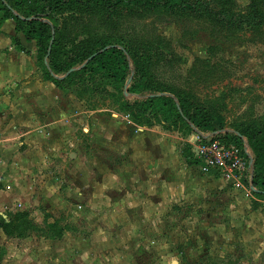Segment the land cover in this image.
<instances>
[{
    "label": "rangeland",
    "instance_id": "374dc122",
    "mask_svg": "<svg viewBox=\"0 0 264 264\" xmlns=\"http://www.w3.org/2000/svg\"><path fill=\"white\" fill-rule=\"evenodd\" d=\"M233 1L235 13L250 11L252 0ZM192 2L173 13L123 7L101 14L108 49L138 55L143 77L134 75V60L122 84L95 69L85 81L56 86L47 106L32 102L33 112L0 116L23 131L21 142L29 140L12 151L15 171L0 183V217L27 212L39 227L14 239L0 229L1 264H264V197L247 190V176L204 175L192 152L200 135L163 122L156 110L136 119L129 108L135 85L143 91L149 84L147 73L150 85L212 114L216 132L264 120V27L224 26ZM7 21L16 30L14 19L2 28ZM55 224L65 229L59 240L49 236Z\"/></svg>",
    "mask_w": 264,
    "mask_h": 264
},
{
    "label": "trees",
    "instance_id": "16d2710c",
    "mask_svg": "<svg viewBox=\"0 0 264 264\" xmlns=\"http://www.w3.org/2000/svg\"><path fill=\"white\" fill-rule=\"evenodd\" d=\"M189 1L191 0H0V34L3 21L14 19L18 26L13 43L21 46L18 37L20 34H23L28 42H36L38 60L46 68L48 79L58 88L63 82L75 77L85 81L87 76L96 72L95 69L100 70L103 75L116 78V82L122 84L129 77L133 60L136 64L134 75L143 77V70L137 65L138 55L133 56L129 50L115 46L108 49L111 41L100 33L103 11L114 14L125 7L173 13L186 10ZM215 1L221 10L212 9L202 0H193L191 5L195 12H202L208 18L227 27L241 29L264 27V0H252L247 14L235 13L236 5L233 0ZM66 10L81 12L82 20L87 18L83 22L84 25H79V18L74 19L76 12L65 16ZM59 13L65 17L61 30H58L55 24ZM74 27H79L80 31L75 34L70 32L69 29ZM95 27L97 30L93 32ZM81 36H85V39L78 41ZM69 45L71 49L67 52ZM89 59L91 60L86 67L76 75L71 74L64 80L56 78L57 75L68 73L78 65L83 66ZM122 60L125 63L122 64ZM145 74L149 84H146L143 91H140L138 84L135 85L138 97L133 105H129L136 119L147 117L150 110H156L157 116H161L163 122L176 126L187 125L202 139H204L202 134L216 132L212 114L195 106L189 98L175 94L173 89L163 91L162 88L150 85L152 75ZM223 137L225 141L238 147H243L246 142L254 161V176L246 187L248 191H254L255 195L264 197V120L244 122L233 134L227 133ZM0 229L7 238L14 239L25 238L31 232L38 231L39 227L30 219L29 213L19 212L9 220L0 217ZM48 232L52 239L59 240L64 236L65 229L55 224Z\"/></svg>",
    "mask_w": 264,
    "mask_h": 264
},
{
    "label": "crops",
    "instance_id": "0c3cea01",
    "mask_svg": "<svg viewBox=\"0 0 264 264\" xmlns=\"http://www.w3.org/2000/svg\"><path fill=\"white\" fill-rule=\"evenodd\" d=\"M14 32L17 36L13 21H7L0 34V116L2 117L19 115L22 109L27 113L33 112V107L30 105L32 102H36L39 107L47 106L55 98L52 91L58 90L53 82L42 77L36 42H28L25 36L20 34V47L7 43L10 39L13 41L14 37H11ZM3 41H6L5 45L1 44ZM22 132L16 125L0 122V183L6 181L15 171L16 160H12L14 156L12 151L29 142V140L21 142Z\"/></svg>",
    "mask_w": 264,
    "mask_h": 264
},
{
    "label": "built area",
    "instance_id": "2783aa9c",
    "mask_svg": "<svg viewBox=\"0 0 264 264\" xmlns=\"http://www.w3.org/2000/svg\"><path fill=\"white\" fill-rule=\"evenodd\" d=\"M225 134L223 132L212 138L197 140L192 150L197 167L206 176H247L251 180L254 168L251 166L249 147L246 142L243 147L228 143L224 140Z\"/></svg>",
    "mask_w": 264,
    "mask_h": 264
},
{
    "label": "water",
    "instance_id": "95a60500",
    "mask_svg": "<svg viewBox=\"0 0 264 264\" xmlns=\"http://www.w3.org/2000/svg\"><path fill=\"white\" fill-rule=\"evenodd\" d=\"M111 48H113V47H111ZM92 58H93V57H92ZM92 58H91V59H92ZM91 59H89V60H88L83 66H82V68L86 67L87 63H88ZM74 72H75L74 69L70 70L64 78H67L69 75H71V74L74 73ZM164 95H165V96H168V97H173L172 95H169V94H164ZM178 107H179V105H178ZM220 133H221V132H215V133L211 134V136H209V137H207V138L215 137V136H217V135L220 134ZM247 146H248V145H247ZM251 166L254 168V161H253V159L251 160Z\"/></svg>",
    "mask_w": 264,
    "mask_h": 264
}]
</instances>
